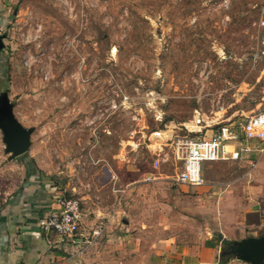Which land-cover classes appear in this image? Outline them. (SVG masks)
I'll return each instance as SVG.
<instances>
[{"label": "rangeland", "instance_id": "obj_1", "mask_svg": "<svg viewBox=\"0 0 264 264\" xmlns=\"http://www.w3.org/2000/svg\"><path fill=\"white\" fill-rule=\"evenodd\" d=\"M0 35V99L30 131L10 157L0 129V204L30 167L118 236L59 244L69 264H122L158 227L214 232L221 199L250 201V157L203 162L197 187L175 174L186 140L264 109V0H0Z\"/></svg>", "mask_w": 264, "mask_h": 264}, {"label": "crops", "instance_id": "obj_2", "mask_svg": "<svg viewBox=\"0 0 264 264\" xmlns=\"http://www.w3.org/2000/svg\"><path fill=\"white\" fill-rule=\"evenodd\" d=\"M3 62L0 58V66ZM259 147L255 146L258 149L243 159L251 158L249 162H254L247 174L249 179L244 181L250 193L248 203L243 204V200L233 197L221 199L214 232H182L175 227L163 231L158 227V234L153 235L158 236L137 238L136 243L139 244L135 248L120 245V251L128 253L122 264H255L237 253L234 247L243 238L264 235V150L260 152ZM50 182V178L29 167L28 178L23 185L3 200L0 209V264H66L64 250L49 244L37 228L38 219L50 208L55 196L48 189ZM231 203H239V206L233 208L235 205H229ZM88 222L95 223L94 220ZM127 228L128 225L124 231ZM107 229L106 226V245L118 237L113 230ZM142 231L137 230V234H142ZM259 264H264V261Z\"/></svg>", "mask_w": 264, "mask_h": 264}, {"label": "built area", "instance_id": "obj_3", "mask_svg": "<svg viewBox=\"0 0 264 264\" xmlns=\"http://www.w3.org/2000/svg\"><path fill=\"white\" fill-rule=\"evenodd\" d=\"M262 54L264 63V42ZM196 120L197 123L201 121L200 118ZM214 123L217 129L210 136L193 137L184 142L181 166L175 174L176 182L196 187L203 185V162L246 159L249 153L258 149L251 145L252 141L261 142L259 151L264 150V109L251 114L238 128H232V124L227 122ZM161 145L154 141L149 149L154 166L159 164L157 156ZM84 219L79 200L59 194L53 197L50 208L38 219L37 228L53 246L61 244L76 250L89 249L105 236L106 226L102 222L87 224Z\"/></svg>", "mask_w": 264, "mask_h": 264}, {"label": "water", "instance_id": "obj_4", "mask_svg": "<svg viewBox=\"0 0 264 264\" xmlns=\"http://www.w3.org/2000/svg\"><path fill=\"white\" fill-rule=\"evenodd\" d=\"M3 36L0 35V51L3 47ZM0 129L6 144L5 149L9 153L11 152L10 157H16L27 150L30 131L24 130L18 125L6 96L0 99ZM236 251L242 256L248 257L255 264L262 263L264 261V235L241 239L236 244Z\"/></svg>", "mask_w": 264, "mask_h": 264}]
</instances>
